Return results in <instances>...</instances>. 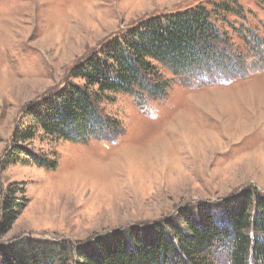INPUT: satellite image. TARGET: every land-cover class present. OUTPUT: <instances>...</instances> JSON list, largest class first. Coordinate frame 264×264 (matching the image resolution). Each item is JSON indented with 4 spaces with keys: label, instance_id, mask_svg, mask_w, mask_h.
Wrapping results in <instances>:
<instances>
[{
    "label": "rangeland",
    "instance_id": "obj_1",
    "mask_svg": "<svg viewBox=\"0 0 264 264\" xmlns=\"http://www.w3.org/2000/svg\"><path fill=\"white\" fill-rule=\"evenodd\" d=\"M222 1L0 0V158L25 107L67 81L86 54L143 19ZM231 1L235 28L218 24L242 47L255 42H242V25L260 41L257 57L244 52L245 71L163 69L164 97L112 93L103 102V114L119 123L113 138L35 139L57 166L12 164L2 173L4 185L25 183L28 204L0 246L53 242L73 250L176 223L184 211L197 217L201 203L223 224L228 199L247 188L264 195V0ZM216 264L231 262L221 255Z\"/></svg>",
    "mask_w": 264,
    "mask_h": 264
},
{
    "label": "trees",
    "instance_id": "obj_2",
    "mask_svg": "<svg viewBox=\"0 0 264 264\" xmlns=\"http://www.w3.org/2000/svg\"><path fill=\"white\" fill-rule=\"evenodd\" d=\"M234 10L231 0H223L212 8L197 5L151 16L86 54L70 69L67 81L25 107L0 158V178L12 164L56 168L57 161L32 144L37 138L84 143L113 138L119 123L103 114V102L112 93H133L138 100L164 97L169 81L163 69L178 76L194 70L213 73L215 68L245 71L246 50L257 57L260 41L242 25L237 29L242 42L247 36L256 42L242 47L218 24L235 28L228 20ZM27 204L24 182L0 181V235L11 230ZM224 211L221 224L211 205L201 203L197 217L184 211L176 223L134 228L73 250L53 242L1 245L0 264H71L73 255L74 264H216L221 255L231 264H264V195L247 188L228 199Z\"/></svg>",
    "mask_w": 264,
    "mask_h": 264
}]
</instances>
